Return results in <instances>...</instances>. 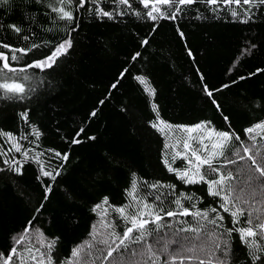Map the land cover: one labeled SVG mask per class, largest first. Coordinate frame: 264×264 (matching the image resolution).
<instances>
[{"label": "trees", "instance_id": "1", "mask_svg": "<svg viewBox=\"0 0 264 264\" xmlns=\"http://www.w3.org/2000/svg\"><path fill=\"white\" fill-rule=\"evenodd\" d=\"M52 2L0 3V44L30 49L21 55L0 48L9 57H19L9 59L10 67L25 69L7 73V81L0 79L24 87L18 95L0 90V133L14 137L0 135V254L16 248L11 264H39L41 258L47 264L48 256L53 264H65L73 259V249L83 246L80 264H114L112 258H102L107 248L99 241H111L109 233L131 226L115 209L126 207L130 214L146 203L163 217L161 227L156 230L150 223L144 240L114 253L120 264H171L174 256L175 264H252L235 229L264 222V177L247 158L253 156L264 167V129L245 132L264 122V5L252 7L248 16L244 12L249 6L241 5L233 17L235 5L196 0L182 6L175 19L152 20L147 16L152 0L147 9L139 0H130L132 7L99 0L103 10L113 13L109 19L95 13L92 0L83 8L72 0L57 5L72 13V20H61L51 10ZM157 7L165 17L176 11L175 5ZM65 40L71 47L51 67H28ZM201 129L207 136L195 143ZM215 131L229 132L232 139L221 148L222 138ZM185 141L190 149L184 148ZM203 145L207 151L198 150ZM244 147L251 151L245 154ZM192 150L201 156L218 154L213 161L218 172L207 165L201 168L205 179L231 173L222 195L231 192L230 199L243 209L239 223L233 224L220 196L208 194V184H186L168 171L165 160L173 169H189ZM65 154L67 160L62 159ZM41 167L55 179L44 176ZM133 180L135 200L128 195ZM181 194L191 197L181 199L182 207L207 212L208 219L166 216L167 211H180L174 202ZM228 207L235 210L232 204ZM217 216L223 220L209 222ZM184 228L200 232L180 231ZM250 239L264 245L259 236ZM49 243H54L51 250Z\"/></svg>", "mask_w": 264, "mask_h": 264}, {"label": "snow or ice", "instance_id": "2", "mask_svg": "<svg viewBox=\"0 0 264 264\" xmlns=\"http://www.w3.org/2000/svg\"><path fill=\"white\" fill-rule=\"evenodd\" d=\"M8 0H0V3H7ZM41 0H37V3H40ZM72 0H53L52 3H50L51 10L55 13H57V16L61 20H72V13L71 11L65 10V7L63 6H57V5H65V4H71ZM86 0H79V7L83 8L85 5ZM114 2L117 5H126L128 7H132L130 0H114ZM196 2V0H152V7L151 10L147 12V16L152 19L156 20L157 18H171L175 19L176 15L180 12L182 6H187V5H192ZM93 4H96L95 8V13L99 16L102 17H108L109 19H112L113 13L110 11L103 10L99 6V0H92ZM139 3L143 5L145 9L149 8V3L150 0H139ZM206 3L208 5H216L217 3H223L225 6L229 5H235V8L231 9V15L233 17H237L239 15L238 11L236 9L240 8L241 5L244 6H249L245 12L244 15L248 16L249 11L251 10L252 7H256L257 5H264V0H206ZM157 5H164V6H170V5H175L176 6V11L172 12L170 16L165 17L162 13L159 7ZM154 13L156 15H154ZM122 13H117V15H120ZM241 23H247V20H241ZM8 27L12 28L15 32L19 33L21 29L17 27L16 25H8ZM25 39H28V37H24ZM147 43V41H145ZM35 47V45H34ZM71 47V41L70 40H65L64 42L58 44L55 49L51 52V55L47 56L44 60L36 61L31 65H28V67H51L52 64L55 63L56 59L62 55L65 54L68 50V48ZM0 48H7L9 49L10 52L16 53L19 52L21 55H26L27 51H30V49H24V48H11L7 44H0ZM138 55V54H137ZM135 58V57H134ZM9 59L12 61H18L19 57L16 55H12L11 57L5 55L4 53L0 52V61H3V68L0 69V79H4L5 81L11 79L10 77L7 76V73H16L17 71H25V69L21 68L17 70L16 68L10 67L9 65ZM3 70H7L4 72ZM139 82L143 85H145V91L152 92V90L149 88L147 85L146 81L141 78L137 77ZM115 87V85H113ZM0 90H3L4 93L6 94H13V95H18V94H23L24 93V87L20 83H9V82H4L0 83ZM207 91V89H205ZM211 95V93H208ZM10 98V97H9ZM215 102V101H214ZM155 110V106H153ZM95 115V113H93ZM24 118H27V114H23ZM227 120L228 118L225 117ZM163 123V122H161ZM153 127H157V125L153 124ZM171 127V126H168ZM196 128L202 127L201 125L195 126ZM256 129H264V122L257 123L253 127H249L245 129V132L248 134H252ZM159 130V129H158ZM83 131V129H81ZM186 131L192 132V128H187ZM217 137L222 138V143L220 144V147H224V143L228 142L232 139V136L229 132L226 131H215L214 133ZM0 135H6L9 140L14 141V137L10 133H0ZM37 138H39V133H36ZM79 135V133L77 134ZM264 138V137H262ZM90 139H94V137H90ZM237 140L240 139L239 136L236 137ZM250 139L255 140L256 136L251 135ZM73 143H79V140H73ZM202 143V141H201ZM184 148L190 149V145L187 141L184 142ZM13 147L15 148L16 151H20V148L18 145L15 143L13 144ZM167 148L168 145H165ZM205 151H207V145H203ZM213 148H216L217 145L213 144ZM255 145H253V148ZM251 151L250 148L244 147V152L245 154L249 153ZM179 155V153H177ZM224 153L221 151L219 155H223ZM239 153H237L238 155ZM57 156H60V153H56ZM218 154L216 152H209L207 156H201L198 154V150H192V160H189V165L190 168L187 170L179 171L176 169H173L170 164L168 163L167 160L164 161L165 166L168 168L169 172H175L177 179L182 180L186 184H194V183H200L204 182L208 184V194L210 196L216 197L220 196L221 199L223 200V205L222 207L224 208L225 212H230V215L232 216L233 224L239 223V216L243 215V209L238 208L233 201L230 199L231 192H227V194L222 195V193L226 192V182L232 179L231 173H229L227 176L221 175L219 179H214V180H207L205 179V174L201 173V168L204 165L208 166V169L212 172H218V169L213 166V161L216 158ZM243 159V157H241ZM247 158L249 160H252L253 165H255V171L260 174V177H264V167H261L259 164H257V161L253 158V156L248 155ZM62 159L67 160L68 156L67 154L62 156ZM194 161V162H193ZM37 162H39L37 160ZM232 161H229L231 163ZM5 163H8L11 165L12 161L5 160ZM192 169H195L193 172ZM15 171L19 172V168H16ZM41 172L44 176H52L53 179H55V176L52 175V173L44 171L43 167H41ZM191 173V174H190ZM57 175L59 173H56ZM256 179H259L256 178ZM264 186V185H262ZM151 187L155 188L157 185H152ZM137 189V184L136 181L133 180L131 184V188L128 192V195L132 197L134 200L136 199L135 197V192ZM47 191H51L50 186L47 188ZM191 199V197H184L183 194H181V197L175 200V204L177 205L178 208H180V211H167L164 214L168 217H173V216H188V215H193L197 218L203 217L204 219H208V213L207 212H195L191 213L186 207L181 206V199ZM159 199V197H157ZM107 198H104L103 204H107ZM232 204V207L235 209L234 211H230L228 205ZM102 205H97L96 208H101ZM95 210V209H94ZM115 211L119 213L121 218L124 220L125 224L128 225L130 224V227H126L122 233H116L115 231L109 233V236L111 237V241L109 239H104L102 241H99V243L103 244L107 248V254L103 256L102 258L107 260L109 258H112L114 260V264H120L118 260L113 257V254L116 252H119L121 249H127L129 246V242L132 243H139L140 241L145 239L146 235L150 234V231L148 229V225L155 224L156 225V230H159L161 227V220L163 217L160 215V213L156 212L153 210L152 207H150L148 204H144L143 208L140 210H137L133 213H128L126 207H120L116 208ZM211 212H216L215 208H212L210 210ZM251 216V213H249ZM147 217V218H146ZM216 220H223V217L217 216L215 219L210 220V223L215 224ZM248 223L252 225V219L248 220ZM257 229L259 231H257ZM180 231H194L197 234H199L200 229L198 228H184L180 229ZM235 231L239 232L240 234V240L247 246L248 248V256L251 257L252 264H257V262H260V264H264V245L260 244L257 240L255 239H250L259 236L261 239H264V222L258 224V225H253L248 228H238L235 229ZM137 232L139 235L133 236V233ZM229 234H231V230L229 231ZM95 239V237L93 238ZM115 244V247L112 245ZM54 246V243H49L48 248L49 250L52 249ZM89 248L92 247L91 244L88 245ZM220 246L217 245V248ZM225 248H227V242H225ZM31 251V250H29ZM84 251L83 246H79L77 248H74L72 251V260H68L65 262V264H80V254L81 252ZM103 252V249H101ZM164 251L167 252V247L164 248ZM187 251H193V249H187ZM149 252H151V248H149ZM227 251H225V255H227ZM16 255V248H12L10 250V254H0V261L3 262V264H11V261L13 260V257ZM121 255L123 253L121 252ZM175 255H179V252H177ZM100 257H98L99 259ZM189 258V259H193ZM33 260L36 259L35 256L32 257ZM149 259H152L151 256H149ZM39 264H45V260L43 258L40 259ZM47 264H53L51 256L47 257ZM153 264H155V261H153ZM171 264H175V256L173 257V260ZM181 264L183 262L181 261ZM199 264H212L211 260L209 261H204L200 260ZM217 264H227V261H217Z\"/></svg>", "mask_w": 264, "mask_h": 264}, {"label": "rangeland", "instance_id": "3", "mask_svg": "<svg viewBox=\"0 0 264 264\" xmlns=\"http://www.w3.org/2000/svg\"><path fill=\"white\" fill-rule=\"evenodd\" d=\"M200 132L202 133L200 136L196 137L195 139V143H200L201 140L205 139V136H207V134H205V130L201 129ZM205 134V135H204ZM204 136V137H203ZM202 150V151H205L204 147L203 148H199L198 147V150Z\"/></svg>", "mask_w": 264, "mask_h": 264}]
</instances>
